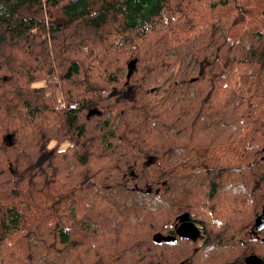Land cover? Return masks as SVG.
I'll return each mask as SVG.
<instances>
[{
	"label": "trees",
	"instance_id": "16d2710c",
	"mask_svg": "<svg viewBox=\"0 0 264 264\" xmlns=\"http://www.w3.org/2000/svg\"><path fill=\"white\" fill-rule=\"evenodd\" d=\"M5 69L0 264H264V0H0Z\"/></svg>",
	"mask_w": 264,
	"mask_h": 264
},
{
	"label": "rangeland",
	"instance_id": "374dc122",
	"mask_svg": "<svg viewBox=\"0 0 264 264\" xmlns=\"http://www.w3.org/2000/svg\"><path fill=\"white\" fill-rule=\"evenodd\" d=\"M246 1L248 2L250 0H246ZM54 14L57 15L58 13L54 12ZM106 38H107V35H106ZM255 39H258V37L256 36ZM116 40H119V38H117ZM253 42H254V40L252 42H250L249 39H246L245 40L246 47L250 48V46ZM65 43H66L65 46H70V48L73 50V52L69 51V52H71L69 54L74 55V52H77L78 53L77 58L79 60H81L83 65H84L86 73L82 74V76L78 77L77 79L82 80V78H89L91 75V58H89V55H90L89 49H90V47L99 45L98 49L100 52H98V53H101L100 49L101 48L103 49V45L99 44V42H97L95 40V37L87 36L86 33H82V36L79 38H69L66 40ZM179 66L180 65L177 64L176 67L173 68L169 72V76L171 74L176 73L179 70ZM193 72H196V71H193ZM225 76H229V70H226ZM56 80H54V82ZM0 82H1V86H0V110L7 111L9 113L11 123L14 124V108L11 107L12 104L14 103V92H17V90L20 91V90L25 89V88H23L25 86V80L20 75H18L17 73L13 74V73L8 72L5 69V70L0 72ZM77 85L81 86V87L85 86V84H81L78 82H77ZM168 88H169V83H167V84L162 83L160 85L153 87L151 89V91L153 93V99L154 100L159 99L168 90ZM70 91L71 92L67 93L69 99L71 98V96H73L74 98H77V97L83 95L82 92L75 91L73 87L70 89ZM56 95L58 98L57 107H60L61 94L58 91H56ZM4 99H5V101H4ZM9 99H11V100H9ZM35 120H36L35 118H31L28 120V122H32ZM9 123L10 122H3L2 127H0V134L3 132L5 126H7ZM9 132L13 133L14 128ZM50 144H53V142H51ZM61 147H63V146H61ZM23 163H25V161ZM250 236H251L250 234L246 235V237H250ZM201 242L202 241H200V243ZM200 243H198V244H200ZM198 244H195V245H198Z\"/></svg>",
	"mask_w": 264,
	"mask_h": 264
},
{
	"label": "water",
	"instance_id": "95a60500",
	"mask_svg": "<svg viewBox=\"0 0 264 264\" xmlns=\"http://www.w3.org/2000/svg\"><path fill=\"white\" fill-rule=\"evenodd\" d=\"M135 66V60H132L131 62H130V64H129V66H130V69H129V73H128V77H130V75L132 74V72H133V68H134V66ZM133 66V67H132ZM95 113H97V111H96V109H92L90 112H89V115H92V114H95ZM7 137L9 138L10 136H9V134L7 135ZM260 218H261V222H264V221H262V220H264V214H262L261 216H260ZM259 218V219H260ZM183 225H181L180 227V230H181V233H180V235L181 236H184V234L182 233V230H185V229H188L189 230V232L192 234L194 231L193 230H195L196 228H195V225H193V224H186V223H182ZM184 225H186V226H184ZM184 226V227H183ZM255 258V260L256 261H258L259 260V257H254ZM248 264H253L250 260H251V258H248Z\"/></svg>",
	"mask_w": 264,
	"mask_h": 264
},
{
	"label": "flooded vegetation",
	"instance_id": "af4514ba",
	"mask_svg": "<svg viewBox=\"0 0 264 264\" xmlns=\"http://www.w3.org/2000/svg\"><path fill=\"white\" fill-rule=\"evenodd\" d=\"M182 225H183V224H182ZM184 226H186V225H184ZM184 226H183V227H184ZM180 228H181V227H180ZM178 230H180V229H178ZM192 236L195 237L196 239H199L200 236H201V234L197 233V235H196V234L193 232Z\"/></svg>",
	"mask_w": 264,
	"mask_h": 264
}]
</instances>
